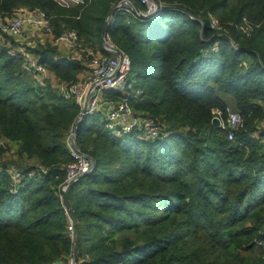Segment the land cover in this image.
<instances>
[{"label": "trees", "instance_id": "obj_1", "mask_svg": "<svg viewBox=\"0 0 264 264\" xmlns=\"http://www.w3.org/2000/svg\"><path fill=\"white\" fill-rule=\"evenodd\" d=\"M83 1L66 9L55 0H0V13L39 9L58 30L64 24L81 40H101L118 0ZM159 1L179 10L130 20L116 11L107 35L132 61L141 95L130 105L165 133L156 141L116 137L99 115L79 124L78 146L96 168L69 191L76 263L264 264V0ZM38 52L58 78L78 81L79 64L55 60L53 49ZM229 104L244 118L233 141L213 125L214 109ZM79 113L73 99L36 89L21 59L0 50V140L12 145L0 164L35 173L15 192L0 174V264L74 261L58 187Z\"/></svg>", "mask_w": 264, "mask_h": 264}, {"label": "built area", "instance_id": "obj_2", "mask_svg": "<svg viewBox=\"0 0 264 264\" xmlns=\"http://www.w3.org/2000/svg\"><path fill=\"white\" fill-rule=\"evenodd\" d=\"M60 6L69 8L72 5L83 4V0H70V2L61 3L55 0ZM146 6L148 15H154L165 10H179L173 6L161 3L158 9L151 0H139ZM125 11L128 20L133 17H140L129 1H124L117 11ZM16 17L2 26H0V48L8 51L11 56L18 57L22 61V68L25 73L30 75L34 82V87L38 90H44L48 87L56 89L59 95L66 99H73L80 107V113L69 129L66 137V144L70 151V161L62 166L66 173L65 181L59 185L60 198L64 202V194L69 185L77 182L85 174L91 171L93 161L89 155L83 153L77 143V128L86 116L99 115L109 132L116 137L130 135L132 133L146 141H156L165 133L161 125L140 112H137L129 103L131 97H139L141 92L134 89V81L130 79L132 61L124 54H116L115 47L111 40L109 42L113 48H104L106 54L99 53L93 55L86 49H78L81 40L79 32L76 29L64 28L65 30L57 37V43L64 46L69 52L70 58L81 64L83 76L76 83H69L60 80L52 75L46 67L40 62V59L27 46L7 48V42L4 37L22 38L26 30L31 29L35 32L45 35H53L55 27L52 18L45 12L34 9L28 11L20 8L17 10ZM145 13V12H143ZM141 18V17H140ZM212 27L221 30L219 23L212 19ZM247 29V28H246ZM244 30L248 32L249 30ZM105 94H113L114 97L105 98ZM263 110V119L260 125L264 128V98L260 101ZM218 119L219 128L226 132L228 140L233 141L236 133L244 126L243 116L226 107L225 109H214L213 120ZM11 143L6 139L0 140V152L9 154L12 150ZM1 162V161H0ZM36 173H39L46 180L48 170L41 165H35ZM8 173L13 192L23 186L26 178H35V173H27L23 169L10 164H0V174ZM42 178V179H43ZM65 207V206H64ZM66 209V207H65ZM69 232L74 234L75 223L69 220Z\"/></svg>", "mask_w": 264, "mask_h": 264}, {"label": "crops", "instance_id": "obj_3", "mask_svg": "<svg viewBox=\"0 0 264 264\" xmlns=\"http://www.w3.org/2000/svg\"><path fill=\"white\" fill-rule=\"evenodd\" d=\"M55 27V32L53 35H45V34H40L38 32H35L31 29L26 30L24 36L22 38H13L11 39L10 43H7V48H11L14 47L13 44L15 45V47H19V46H27L31 49V51L39 58L41 59V53L38 52V50L43 49V50H49V49H53L55 51L54 56H55V60H67L73 63H77L80 65L82 72L79 74L78 76V81L81 79V77L83 76V68L81 66L80 63L73 61L70 56H69V52L67 51V49L62 46L61 44L57 43V37L59 30L56 28L55 24H53ZM13 43V44H12ZM8 48V49H9ZM104 48V46H103ZM2 50V49H1ZM7 50V49H6ZM102 53V52H101ZM41 62V61H40ZM46 67V69L52 74L55 75V73L49 69L46 65H44ZM56 76V75H55ZM29 77L31 78L32 82L33 79L32 77L29 75ZM57 77V76H56ZM58 78V77H57ZM60 79V78H59ZM62 80V79H60ZM77 81V82H78ZM34 83V82H33ZM48 88H52V87H48ZM47 89V88H46ZM54 89V88H52ZM45 90V89H44ZM57 93L58 91L56 89H54ZM59 95V93H58Z\"/></svg>", "mask_w": 264, "mask_h": 264}, {"label": "water", "instance_id": "obj_4", "mask_svg": "<svg viewBox=\"0 0 264 264\" xmlns=\"http://www.w3.org/2000/svg\"><path fill=\"white\" fill-rule=\"evenodd\" d=\"M126 1V0H118L110 9L109 13H108V16L106 18V21H105V25H104V29H103V32H102V42H103V46L104 48H113V45L109 42V37L107 35V30L111 24V22L113 21V18H114V15L116 13V11L121 7L122 3ZM129 1L132 6L134 7V9L136 10V12L138 13V15L141 17V18H144V19H149V18H152L154 15H148V14H145L143 13L139 8L138 6L136 5V3L134 2V0H127ZM153 1L157 8L159 9L160 6H161V3L158 1V0H151ZM116 54H118L119 56H123V53L119 50H116L115 52ZM219 120L218 119H214L213 120V125L216 126V127H219ZM78 129V128H77ZM92 161H93V165H92V169L90 172H88L87 174H85L83 177H85L86 175L92 173L95 168H96V162L95 160L91 157V156H88ZM76 182L72 183L69 185L68 189L66 190L65 194H64V202H65V207H66V212H67V215L69 217V220H71L73 223H74V217H73V214H72V211H71V207H70V204H69V199H68V196H69V191L70 189L72 188V186L75 184ZM73 241H74V248H73V254H74V261L72 264H77L76 263V257L78 255V236H77V232L74 231V234H73Z\"/></svg>", "mask_w": 264, "mask_h": 264}, {"label": "rangeland", "instance_id": "obj_5", "mask_svg": "<svg viewBox=\"0 0 264 264\" xmlns=\"http://www.w3.org/2000/svg\"><path fill=\"white\" fill-rule=\"evenodd\" d=\"M61 3H65V2H70V0H59ZM70 4H75L74 2H70L69 3V5ZM72 6H76V5H72ZM62 7V6H61ZM63 8H65V7H63ZM20 9V8H19ZM23 9H26V10H28V11H31V9H29V8H23ZM66 9H69V8H66ZM18 10V9H17ZM17 10H15L12 14H7V15H5V14H1L0 13V26H2L3 24H5L6 22H8V21H10V20H12V19H14L15 17H16V15H17V13H18V11ZM147 11V10H146ZM145 14H147L146 12H145ZM152 18H154V17H152ZM55 20V19H54ZM52 23H53V18H52ZM66 28H72V27H70V26H65L64 24H60V28H59V32H58V35H60V33L62 32V31H64ZM247 30V29H246ZM248 30H250V29H248ZM4 40L6 41V43L7 42H11V39H10V37H4ZM93 42V43H92ZM92 42H88V41H85V40H80V42H79V44H78V49H86L88 52H90V53H92L93 55H98L99 53L101 54V52H102V48H103V42H102V37H101V40L99 39V38H94L93 39V41ZM13 44V43H12ZM15 44V43H14ZM13 44V46H15ZM0 50H1V48H0ZM4 50V49H3ZM103 50H104V48H103ZM6 51V50H5ZM8 52V51H7ZM29 76V75H28ZM131 78H133V76H130ZM105 96V98H111V97H114V95L113 94H105L104 95ZM233 104H229V106H227L228 108H230L231 110H233V111H235L236 112V110L234 109V107L232 106ZM137 112H139V111H137ZM140 113H142V112H140ZM142 114H144V115H147L146 113H142ZM261 122V121H260ZM260 122H259V125H258V129L259 130H264V128L260 125ZM88 155V154H87ZM24 165V164H23ZM25 166V165H24ZM69 199V198H68ZM64 206H65V202H64ZM69 224H70V222H69ZM71 236H72V234H71ZM72 260V259H71ZM70 263L72 264L73 262H71L70 261Z\"/></svg>", "mask_w": 264, "mask_h": 264}]
</instances>
